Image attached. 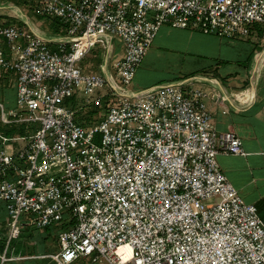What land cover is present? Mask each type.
Here are the masks:
<instances>
[{"label":"built area","instance_id":"2783aa9c","mask_svg":"<svg viewBox=\"0 0 264 264\" xmlns=\"http://www.w3.org/2000/svg\"><path fill=\"white\" fill-rule=\"evenodd\" d=\"M58 19L68 40L51 42L0 25V69L15 75L16 111L4 123L36 125L25 138L0 133V264H264V221L222 173L219 155L244 156L236 132L211 125L206 93L175 82L132 91L136 71L163 26L243 38L259 25L264 0H30ZM122 56L110 71L85 72L95 47ZM4 40L8 52L2 46ZM106 113L78 122L70 100ZM88 98V99H89ZM26 144L16 147L15 143ZM56 226V253L10 258L27 227ZM129 246L130 254L120 252Z\"/></svg>","mask_w":264,"mask_h":264},{"label":"crops","instance_id":"0c3cea01","mask_svg":"<svg viewBox=\"0 0 264 264\" xmlns=\"http://www.w3.org/2000/svg\"><path fill=\"white\" fill-rule=\"evenodd\" d=\"M11 0L0 1V25H15L25 31L34 33L35 35L43 38L46 41L51 42L52 49H56L59 40H68L66 36L65 27L58 19L43 17L38 15L32 8L30 0H13L18 5L9 2ZM22 3V7L20 6ZM10 4V5H9ZM160 28L154 41L159 43H170L169 37L161 32ZM181 32L184 42L182 40L183 48L190 47V39L192 35L186 34V30H178ZM185 31V32H183ZM199 33V32H198ZM201 34V33H200ZM205 35V34H201ZM207 38L201 40V44L197 43L196 47L201 50L202 54H208L213 48L219 59L220 50L224 47L231 49L234 41L249 42L248 55L245 61L243 73L237 71L219 72V68H215L206 73H198L194 77L188 80H176L164 84L182 82L187 83L193 89L202 90L206 93L205 103L211 115V125L218 134L224 133L228 130L236 132L237 136L242 142V146L245 152L244 156L234 155H219L217 161L219 167L236 189L238 195L247 204H252L257 208L260 218L264 221V37L262 28L251 26L249 27V34L243 38H221L215 35H205ZM204 36V37H205ZM211 37V38H210ZM185 38L186 42H185ZM2 46L8 52L7 45L4 40ZM69 41V40H68ZM112 39L111 44H113ZM153 41V42H154ZM119 43V42H118ZM153 45V43H152ZM112 46V45H111ZM162 46V45H161ZM248 47V46H247ZM123 47L118 49L112 58L111 62L118 60L122 56ZM89 56V55H88ZM110 51L105 58V65H102L98 73H105L110 71L109 64ZM87 59V58H86ZM85 59V60H86ZM146 56L142 63L138 67L135 76L141 70L144 64ZM84 60V61H85ZM83 61V62H84ZM110 62V63H111ZM82 68L85 72H97L95 70L88 69L85 64L82 63ZM108 68V70H107ZM0 72L8 73L2 69ZM12 73V72H11ZM135 78V77H134ZM194 81V82H193ZM15 75L13 78V89L15 93ZM160 83L152 84L146 88H141L132 91H142L154 86H159ZM163 85V84H162ZM103 92V91H102ZM104 94V92H103ZM74 99V98H73ZM70 100V104L71 101ZM101 106L95 107H102ZM72 105V104H71ZM73 107V105H72ZM74 108V107H73ZM75 109V108H74ZM79 118H77L78 120ZM102 119V118H101ZM79 123L86 125L82 119L78 120ZM21 128L24 131V135L19 138H25L33 133L37 126L30 124H21ZM88 126V125H86ZM14 138V137H13ZM17 138V137H15ZM26 144L25 140H20L15 143V146L22 147ZM5 210L0 205V211ZM6 221V220H5ZM5 222L0 226H4ZM54 238L52 245H56V249L53 252H46L43 254H31L32 256H45L48 254L56 253L58 250V244L56 241L55 232L57 227L53 226ZM45 230L49 232L48 229ZM26 229V228H25ZM24 229V230H25ZM3 241V240H0ZM4 242V241H3ZM11 244V243H10ZM9 248V247H8ZM5 249V242L3 250ZM2 250V251H3ZM8 254V249H7ZM8 256V255H7ZM25 256H13L10 258H26ZM9 257V256H8ZM31 260V259H22ZM18 260V261H22ZM33 260H45L34 258ZM16 262V261H13Z\"/></svg>","mask_w":264,"mask_h":264},{"label":"rangeland","instance_id":"374dc122","mask_svg":"<svg viewBox=\"0 0 264 264\" xmlns=\"http://www.w3.org/2000/svg\"><path fill=\"white\" fill-rule=\"evenodd\" d=\"M1 1V0H0ZM12 4L18 5L19 3L11 0ZM10 5V4H9ZM22 7V3L20 2ZM259 27V25H255ZM182 29H175L170 26H163L158 38L162 33L167 35L170 43L161 44L156 41L148 50L146 54V59L144 64L139 70L138 74L135 76L132 84L129 86L131 90H138L141 88H146L152 84L168 83L176 80H188L194 77L198 73H206L215 68H219V72L227 71H237L243 73L246 68H244L245 61L248 55L249 42L245 41H234L231 49L223 48L220 50L217 56L215 49L208 51V54H202L201 50L196 47V44H201V40L207 38L205 35H201L200 32L191 29H187L186 34L192 35L190 41V47L184 49L182 45V40L184 38L180 31ZM205 36V37H204ZM211 38V37H210ZM185 38V42H186ZM162 45V46H161ZM248 46V47H247ZM50 47H53L52 45ZM122 44L118 43L114 38L109 57V64L114 57L116 51L122 48ZM106 51L95 47L93 51L89 54L87 59L83 62L85 67L91 70L99 71L102 65H105V58L107 56ZM13 78L14 74L11 72L4 73L0 72V103L4 105L5 108V118L13 120L14 113L16 111L15 103V93L13 89ZM194 82V81H193ZM103 95L102 107H95L94 104L88 103L91 98L96 97L97 92L90 94L89 98L87 95H79L71 101V104L76 110V117L82 119L86 125H94L101 118L104 117L106 113V107L109 98ZM89 98V99H88ZM103 105V104H102ZM78 119V120H79ZM21 124L17 122H12L10 124L4 123L0 116V132L2 135L7 137H20L24 135V131L21 128ZM7 220V213L5 210L0 211V224ZM54 238L53 228H50L49 232L45 229H37L35 227H27L22 231L21 236L11 242L8 248V256H25L29 254H43L46 252H53L57 248L56 245H52V240ZM4 246V242L0 241V252ZM8 264H49L44 261L39 260H22L16 262H10ZM73 264H90L89 260L80 259Z\"/></svg>","mask_w":264,"mask_h":264},{"label":"bare ground","instance_id":"6f19581e","mask_svg":"<svg viewBox=\"0 0 264 264\" xmlns=\"http://www.w3.org/2000/svg\"><path fill=\"white\" fill-rule=\"evenodd\" d=\"M263 56H264V54H263ZM120 252H126L127 257H129V254H130V248H129V246H127V245L122 246L120 248Z\"/></svg>","mask_w":264,"mask_h":264},{"label":"trees","instance_id":"16d2710c","mask_svg":"<svg viewBox=\"0 0 264 264\" xmlns=\"http://www.w3.org/2000/svg\"><path fill=\"white\" fill-rule=\"evenodd\" d=\"M83 125V124H82ZM86 126V125H85ZM1 133V132H0ZM2 134V133H1ZM5 137H7V136H5ZM7 138H13V137H7ZM15 138V137H14ZM48 230H50V229H48ZM2 250H3V248H2ZM1 250V251H2ZM29 256H32L31 254H29ZM41 261H44L45 263H49V264H52L51 262H50V260L49 259H45V260H41Z\"/></svg>","mask_w":264,"mask_h":264}]
</instances>
